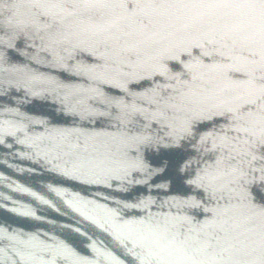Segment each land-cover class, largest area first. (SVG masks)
Returning a JSON list of instances; mask_svg holds the SVG:
<instances>
[{"label": "water", "instance_id": "95a60500", "mask_svg": "<svg viewBox=\"0 0 264 264\" xmlns=\"http://www.w3.org/2000/svg\"><path fill=\"white\" fill-rule=\"evenodd\" d=\"M0 264H264V0H0Z\"/></svg>", "mask_w": 264, "mask_h": 264}]
</instances>
